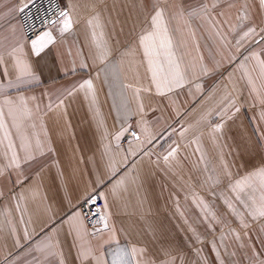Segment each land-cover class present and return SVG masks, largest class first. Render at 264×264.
Wrapping results in <instances>:
<instances>
[{
  "label": "crops",
  "instance_id": "obj_1",
  "mask_svg": "<svg viewBox=\"0 0 264 264\" xmlns=\"http://www.w3.org/2000/svg\"><path fill=\"white\" fill-rule=\"evenodd\" d=\"M21 3L0 0V105L6 98L27 102L33 117L25 127L34 158L25 160L6 118L20 166H9L5 140L0 144V264H60L61 259L64 264H95L81 259L82 244H91L109 264L117 246L145 249L146 264H161L169 256L175 264L264 260V219L253 220L245 207L249 197L259 200V181H250L240 199L232 190L236 181L264 168L260 0L205 1L210 11L198 16L189 12L201 6L180 0H61L73 27L61 33L60 16L49 24L42 32H51L55 43L40 56L22 37L17 20ZM157 3L165 10L173 52L186 72L184 86L163 96L150 83L138 45ZM244 13L250 19H238ZM249 27L256 32L244 36ZM93 31L98 36L103 32L110 50L103 63ZM18 44L24 51L17 55L32 72L22 80L9 55ZM85 80H92V91L79 88ZM216 125H222L220 132L213 131ZM182 128L188 129L183 136ZM123 129L127 131L115 140ZM129 130L139 139L126 138ZM171 148L177 153L165 160ZM93 194L102 200L100 215L74 220L78 203ZM213 201L227 212H240L233 222L238 234ZM105 211L114 233L84 235L100 226ZM70 222L82 224V239L70 230ZM113 234L118 244L108 242ZM43 240L54 247L37 251Z\"/></svg>",
  "mask_w": 264,
  "mask_h": 264
},
{
  "label": "snow or ice",
  "instance_id": "obj_2",
  "mask_svg": "<svg viewBox=\"0 0 264 264\" xmlns=\"http://www.w3.org/2000/svg\"><path fill=\"white\" fill-rule=\"evenodd\" d=\"M35 0H22L21 7L19 8L20 12H23L29 5L33 4ZM260 6L264 7V0H260ZM215 5H213V8ZM154 14L150 18V28L145 30L143 34L139 36L138 45L141 49V54L144 60L147 63V70L151 74L150 83L154 86L157 94L166 95L167 93L173 92L177 88L184 86L186 80V72L181 68V64L177 61L175 53L173 52V39L169 33V28L165 22V10L160 8L157 4L153 5ZM207 13V6H201L199 9H194L189 12L190 16H198L201 14ZM183 12L179 13V16L183 18ZM61 20L59 21L61 27V33L68 32L73 27V20L71 15L68 12L61 11L60 13ZM96 27H100L98 23V17ZM238 19L246 20L250 19V16L247 13H244L241 16H238ZM55 23V22H54ZM89 25H92L93 21H88ZM264 32V29H261ZM256 32L255 28L249 27L248 31L244 33V36H248L251 33ZM92 41L97 49V58L103 63L107 60L110 55V50L107 47V42L103 40V32L99 33V36L96 31L92 32ZM55 43V38L53 34L49 31H44L35 36L34 39L30 40L31 52L35 56H40L42 52L45 51L50 45ZM23 45H17L12 49V52L9 53L14 60V68L18 70V80H22L24 77H31L32 72L29 64L26 60L21 59L17 53H23ZM255 56V54H253ZM0 63H3V57L0 56ZM260 68L262 74H264V60L260 61ZM206 71V69H202ZM6 74V73H5ZM34 78V77H33ZM131 87V85H129ZM80 89H85L87 91L93 90L92 80H85L79 85ZM145 91H150L151 89H144ZM75 91V89L73 90ZM140 89H136V96L139 99ZM72 93L69 92V95ZM264 103V100L261 101ZM62 103V101H61ZM231 103V102H230ZM5 106L7 107V113H5ZM51 107V106H49ZM139 110L143 112V104H139ZM235 111H239L238 108ZM33 117L32 110L28 107L27 102L23 97L19 98V103L6 98L3 101V104L0 105V131L3 133V138L0 139V144L5 140L7 141V149L11 151V163L9 166H20V158L16 151V146L13 143L11 128L15 129L16 135L19 136L20 145L19 147L26 153L25 160L33 159L32 149L33 144L25 127V121L31 120ZM264 117V114H262ZM6 118L11 121V125L6 122ZM231 118V117H229ZM30 127L35 128V124L30 125ZM222 125H216L213 129L214 132H220ZM123 129L116 134H114V139L119 140L123 135ZM187 128H182L180 135H184L187 132ZM133 137L139 139L138 134L135 132L132 133ZM35 148L39 150L41 148V141L39 138L35 139ZM107 149L108 146L105 145ZM177 153V148H171L168 154L164 157L165 160H168L169 157H174ZM259 181V189L261 195L257 201L254 197H249L251 200L250 204H245V207L248 209V214L252 217L253 220L264 219V168L253 172L244 180L236 181L235 185L232 186V190L237 192V199H240L239 192L244 190V187L247 185L251 187L250 181ZM122 183V182H121ZM91 197L86 198L87 200ZM96 201L92 200V204L95 205ZM203 203V201H201ZM227 203V201H226ZM243 203V201H242ZM204 207L207 208V205L204 204ZM228 207L232 209V205L229 203ZM104 208H107L105 204ZM102 209H97L95 215H99ZM235 211V209H232ZM81 213L77 212L74 220L78 221ZM110 214L105 211V215L100 217L99 227H95L91 232L85 230L84 235L91 236L93 238L103 237L105 233H114V229L110 225ZM247 227V225H245ZM70 230H74L81 239V228L82 224L69 223ZM27 236V233L25 234ZM239 239V236H237ZM109 243H117L115 235L109 237ZM54 247L48 240H43L37 245V251L50 250ZM80 256L82 260H88L89 258L95 260V264H109V261L102 256L95 254L97 249H94L91 244L86 248L82 244L80 249ZM54 254V253H52ZM145 254V249L139 248L137 246H131L130 248H122L117 246L111 253V262L110 264H146L142 259ZM167 255V253H166ZM60 264H64L63 259L60 260ZM147 264H155L154 261H149ZM161 264H175L173 258L169 256L167 260H161ZM257 264H264V260L257 261Z\"/></svg>",
  "mask_w": 264,
  "mask_h": 264
},
{
  "label": "built area",
  "instance_id": "obj_3",
  "mask_svg": "<svg viewBox=\"0 0 264 264\" xmlns=\"http://www.w3.org/2000/svg\"><path fill=\"white\" fill-rule=\"evenodd\" d=\"M61 0H35V2L29 5L23 12L18 11L17 20L20 27L22 37L26 41L34 39L35 36L41 33L49 24L56 20L61 11H64L60 4ZM133 131L129 130L126 138L133 137ZM91 197L87 200L86 198ZM82 199L76 209L81 213L83 220H91L100 215H95L97 209H102V200L96 195H90ZM92 200H95V205L92 204ZM101 212V211H100Z\"/></svg>",
  "mask_w": 264,
  "mask_h": 264
},
{
  "label": "rangeland",
  "instance_id": "obj_4",
  "mask_svg": "<svg viewBox=\"0 0 264 264\" xmlns=\"http://www.w3.org/2000/svg\"><path fill=\"white\" fill-rule=\"evenodd\" d=\"M170 1H172V0H166V2H170ZM181 2H196L197 4H198V6H203V3L206 1H211V0H180ZM233 1V0H232ZM206 6H207V11H210V9H209V6H208V4H206ZM212 203H214V205H217L218 207H219V209L221 210V213H222V215L226 218V221H227V225H229L228 226V228L229 229H231L232 230V232L235 234H238V232H237V229L236 228H234L233 226H235V225H233V222H234V219L238 216V213H240V212H227V210H225L222 206H221V204H220V202L219 201H213ZM263 220V219H262ZM238 228V227H237ZM242 228V232L243 233H246V231H248V230H244V228L243 227H241ZM240 230V229H239ZM244 230V231H243ZM250 231V230H249ZM240 234V233H239ZM239 251H241V250H239ZM236 256L237 257H242V256H246V254H241V253H236Z\"/></svg>",
  "mask_w": 264,
  "mask_h": 264
}]
</instances>
